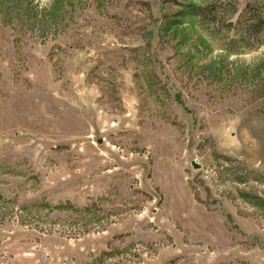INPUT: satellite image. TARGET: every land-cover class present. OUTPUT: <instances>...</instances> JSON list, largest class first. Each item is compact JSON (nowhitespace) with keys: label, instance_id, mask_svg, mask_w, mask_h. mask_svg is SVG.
<instances>
[{"label":"rangeland","instance_id":"1","mask_svg":"<svg viewBox=\"0 0 264 264\" xmlns=\"http://www.w3.org/2000/svg\"><path fill=\"white\" fill-rule=\"evenodd\" d=\"M250 15L264 0H0V264H264Z\"/></svg>","mask_w":264,"mask_h":264},{"label":"trees","instance_id":"2","mask_svg":"<svg viewBox=\"0 0 264 264\" xmlns=\"http://www.w3.org/2000/svg\"><path fill=\"white\" fill-rule=\"evenodd\" d=\"M214 6V4H212L210 7L209 6H198L195 4H189L186 6V10L183 11L181 13V15L183 16H187V17H192V18H197L201 21H206L209 20V14H210V9L211 7ZM247 10V8H246ZM245 10V11H246ZM243 17V15L241 16ZM248 20H251L254 24H252L251 26H253L252 28L257 31V33H262L264 32V20L260 17H255L254 15H250V17L248 18Z\"/></svg>","mask_w":264,"mask_h":264},{"label":"water","instance_id":"3","mask_svg":"<svg viewBox=\"0 0 264 264\" xmlns=\"http://www.w3.org/2000/svg\"><path fill=\"white\" fill-rule=\"evenodd\" d=\"M196 167V166H195Z\"/></svg>","mask_w":264,"mask_h":264}]
</instances>
